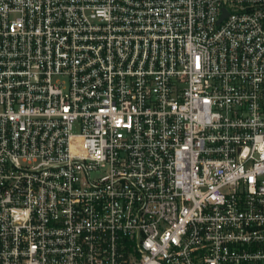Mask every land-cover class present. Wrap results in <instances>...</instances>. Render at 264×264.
I'll list each match as a JSON object with an SVG mask.
<instances>
[{
  "label": "built area",
  "instance_id": "obj_1",
  "mask_svg": "<svg viewBox=\"0 0 264 264\" xmlns=\"http://www.w3.org/2000/svg\"><path fill=\"white\" fill-rule=\"evenodd\" d=\"M0 264H264V0H0Z\"/></svg>",
  "mask_w": 264,
  "mask_h": 264
}]
</instances>
